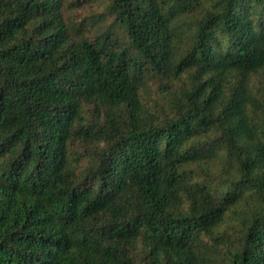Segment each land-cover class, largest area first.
<instances>
[{
	"label": "trees",
	"instance_id": "obj_1",
	"mask_svg": "<svg viewBox=\"0 0 264 264\" xmlns=\"http://www.w3.org/2000/svg\"><path fill=\"white\" fill-rule=\"evenodd\" d=\"M0 264H264V0H0Z\"/></svg>",
	"mask_w": 264,
	"mask_h": 264
}]
</instances>
